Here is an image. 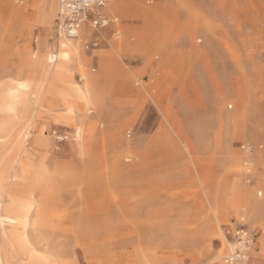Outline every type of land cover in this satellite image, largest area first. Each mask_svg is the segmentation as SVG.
I'll return each mask as SVG.
<instances>
[{"label":"rangeland","instance_id":"obj_1","mask_svg":"<svg viewBox=\"0 0 264 264\" xmlns=\"http://www.w3.org/2000/svg\"><path fill=\"white\" fill-rule=\"evenodd\" d=\"M58 8L0 0V264H264V0Z\"/></svg>","mask_w":264,"mask_h":264},{"label":"built area","instance_id":"obj_2","mask_svg":"<svg viewBox=\"0 0 264 264\" xmlns=\"http://www.w3.org/2000/svg\"><path fill=\"white\" fill-rule=\"evenodd\" d=\"M108 0H59L60 10L58 11V27L68 37H76L84 23H90L93 28L104 26L107 18L104 14V7ZM243 224V222H241ZM240 242L249 244L252 236L247 231L240 229ZM238 241V242H239ZM243 250L234 247L226 257V262L233 264L242 255Z\"/></svg>","mask_w":264,"mask_h":264},{"label":"bare ground","instance_id":"obj_3","mask_svg":"<svg viewBox=\"0 0 264 264\" xmlns=\"http://www.w3.org/2000/svg\"><path fill=\"white\" fill-rule=\"evenodd\" d=\"M116 2V0H113V3H115ZM58 10H60V4H59V8H58ZM82 29H84V30H86L87 31V33H88V35H90V34H92V26H90V25H88V23H84L82 26H81V28H80V30H79V32H78V35L76 36V37H68V36H66L63 32H62V30H59L58 32H61L64 36H66V37H68V38H72V41H70V40H63V41H61L60 42V47H61V52H60V55L62 56V57H64V56H66V48H68L69 47V45H70V43H72L73 42V40L74 41H77L78 39H79V34H80V32H81V30ZM230 244V243H229ZM236 245V244H235ZM253 241H249V246H246L245 244H243L242 242H240L239 241V244H238V247L240 248V249H242L243 250V252H242V255H241V257L238 259V261H237V263H239V262H245L246 264H248V256L245 254V252H244V248L245 249H248V252L250 253L251 252V250H252V247H253ZM234 245H232V244H230V246H229V251L230 252H233V250H234V247H233ZM230 254V253H229ZM228 254V255H229Z\"/></svg>","mask_w":264,"mask_h":264}]
</instances>
